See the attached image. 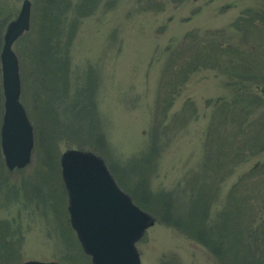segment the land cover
I'll return each instance as SVG.
<instances>
[{
  "label": "rangeland",
  "instance_id": "374dc122",
  "mask_svg": "<svg viewBox=\"0 0 264 264\" xmlns=\"http://www.w3.org/2000/svg\"><path fill=\"white\" fill-rule=\"evenodd\" d=\"M30 1V33L17 39L12 49L19 63V100L32 125L34 142L30 162L20 169L8 170L0 149V223L11 225L0 230V251L7 234L11 247L18 246L14 264L27 260L92 264L69 223L60 175L61 153L78 149L98 155L120 188L135 201L139 200L135 184L144 180L149 191L170 194L175 215L180 216L186 208L185 194L197 185L189 181L202 163L212 111V104L206 103L228 97L237 74L209 64L190 71L181 82V66L195 56L199 44L218 40L239 45L253 50L245 75H250V87L260 94L264 85V0H116L113 6L112 0H100L92 13L80 18L73 37L65 62L70 68V85L56 90L54 85L51 90L41 87L36 92L30 79L35 68L27 40H36L39 10L45 1ZM21 2L0 0V15L14 11L8 21L13 19ZM1 45L2 40L0 50ZM170 78L175 80L170 83ZM76 80L86 90L76 98L77 103L73 92ZM168 93L170 99H166ZM1 96L0 122L2 87ZM254 120H264V104ZM89 122L93 128H83ZM226 138L234 136L226 134ZM48 155L53 176L46 180L40 164ZM258 162L264 163V148L222 167L218 195L206 199L213 224L220 223L219 212L227 211L229 204H239L246 187L264 192L260 180L252 184L243 181ZM234 187L237 198L230 193ZM256 202L259 206L254 209H262L253 225L258 224L254 229L259 236L257 244L248 250L243 246L244 214L240 215L236 226L242 231L236 255L230 254L234 249L224 246L221 258L183 229L160 221V212L153 214L139 206L155 219L136 243L140 263L264 264V238L260 236L264 235V197L259 196ZM152 206H156L154 201ZM227 226L219 228L224 243L228 242Z\"/></svg>",
  "mask_w": 264,
  "mask_h": 264
},
{
  "label": "trees",
  "instance_id": "16d2710c",
  "mask_svg": "<svg viewBox=\"0 0 264 264\" xmlns=\"http://www.w3.org/2000/svg\"><path fill=\"white\" fill-rule=\"evenodd\" d=\"M44 1V6H41L39 10L40 24L36 28V40H27L30 55L32 56V63H34L35 68L32 76H30L34 89H36L35 92L37 89L40 90L41 87H47L51 90L50 87L54 85V90H56L60 86L70 85V78L68 79L70 68L67 67L65 62L68 61L73 37L77 31L80 18L92 13L100 2V0ZM115 1L112 0V6ZM29 33L30 31L24 35H29ZM197 49L198 52H196L195 56L188 58L184 62L185 64L181 66V70L184 72L181 82L187 78L190 71L209 64L219 69L224 70L226 68L227 70L237 72L231 80L233 89L230 91L229 96L226 98L220 97L214 101L209 100L210 102L207 101L206 103V105L212 104V111L210 112V120L205 133L206 142L203 146L202 163H200L199 169L192 175L189 181V184L191 181H194L197 185L194 186V189L191 187L189 192L185 194L186 208L182 209L180 216L175 215L171 195L149 191L142 182L144 180H140L135 184L139 200L135 201L132 195L131 197L135 204L141 208L153 214L160 212L162 214L160 221L164 224L183 229L186 231L188 237L205 247L213 249L216 257L221 258L223 255L221 248H224V246L234 249L230 254L235 256L236 254L234 253L237 252L236 246L239 243V234L242 231L241 228L239 230L236 226L240 224L241 219H238L240 215L244 214V232L242 233L245 234L246 239H243V246L248 250L252 245L257 244L259 236L254 234V229L258 227V224L254 227L253 225L257 219V211L261 212L260 210L262 209L257 208L256 210L254 207L259 206L256 198L259 196L264 197V192L259 191L260 189L258 190V188L254 189L252 186L250 189L246 187L243 194L239 196L241 199L239 204H229L227 211L222 210L219 212L221 214L219 224H213L210 221L211 205L208 204L206 199L214 198L218 195L219 182L222 181L223 176H220L223 166H228V164L232 166L231 162L236 163L240 157L248 159L250 156L263 150L264 120L257 122L254 119L260 107L264 104V98L250 87L253 84L250 81V75H245L248 74V69H250V66L247 65V60H250L254 56L253 50L239 45H226L218 40L199 44ZM172 79L170 78V83L175 80ZM228 84L230 85L229 82ZM254 84L257 83L254 82ZM73 87V92L76 96L74 102L77 103L79 100L76 98L82 96L86 90L81 85H77V80ZM167 98H171L169 93L166 95ZM1 101L0 86V108L2 105ZM40 102L41 99L38 100L39 104ZM72 107L76 109L77 105L74 104ZM194 110L193 106L191 109L192 113ZM83 128L91 130L93 127L89 122L84 123ZM226 134L233 135L234 138H226ZM238 135L239 138H236L235 136ZM240 136H242L243 142L241 147L239 146L241 141ZM155 141L156 139L153 142ZM225 157H228V159ZM40 169L42 174L45 172L47 174L44 176V179H52V161L49 155L40 164ZM244 178L243 181L250 184L255 183V179L260 180V187L264 184V163H256L252 171L246 173ZM230 193L231 196L238 197L235 187ZM155 198H157L156 201L154 200ZM153 201L156 205L154 207L152 206ZM227 224H229V228L225 232L228 235H226L228 242L225 240L224 243L223 240L225 238L222 237L224 236L222 233H219L221 231L219 228L222 226L226 228L228 227ZM10 226L9 222L0 223V230L3 227L7 230ZM6 235L2 239L4 246L3 250L0 251V264H14L18 246L16 243L15 248L11 247L12 242ZM260 236L264 238V235Z\"/></svg>",
  "mask_w": 264,
  "mask_h": 264
},
{
  "label": "water",
  "instance_id": "95a60500",
  "mask_svg": "<svg viewBox=\"0 0 264 264\" xmlns=\"http://www.w3.org/2000/svg\"><path fill=\"white\" fill-rule=\"evenodd\" d=\"M30 27V1L23 0L18 15L7 24L0 50L3 113L0 149L8 170L28 165L33 128L19 100L20 76L13 43ZM264 97V85L260 88ZM67 198L69 223L92 264H141L136 243L155 219L120 188L98 155L66 149L59 157ZM21 264H58L27 260Z\"/></svg>",
  "mask_w": 264,
  "mask_h": 264
},
{
  "label": "flooded vegetation",
  "instance_id": "af4514ba",
  "mask_svg": "<svg viewBox=\"0 0 264 264\" xmlns=\"http://www.w3.org/2000/svg\"><path fill=\"white\" fill-rule=\"evenodd\" d=\"M21 4H22V2H21ZM12 12H14V11H12ZM12 12L8 11V12L0 15V40H3V36H4L5 30H6L7 24L10 21H12L13 19H15L16 16L18 15V13H17L16 16L13 19H11V20L8 21V18L12 15ZM30 25H31V1H30Z\"/></svg>",
  "mask_w": 264,
  "mask_h": 264
}]
</instances>
